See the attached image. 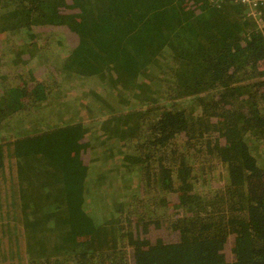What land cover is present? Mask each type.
I'll list each match as a JSON object with an SVG mask.
<instances>
[{
	"label": "trees",
	"instance_id": "16d2710c",
	"mask_svg": "<svg viewBox=\"0 0 264 264\" xmlns=\"http://www.w3.org/2000/svg\"><path fill=\"white\" fill-rule=\"evenodd\" d=\"M82 4L0 0V264H264V26Z\"/></svg>",
	"mask_w": 264,
	"mask_h": 264
},
{
	"label": "rangeland",
	"instance_id": "374dc122",
	"mask_svg": "<svg viewBox=\"0 0 264 264\" xmlns=\"http://www.w3.org/2000/svg\"><path fill=\"white\" fill-rule=\"evenodd\" d=\"M81 2H82V0H62V3L66 4L65 9L68 10L69 13H75V14H77L80 11H83L86 8V5L85 4L81 5ZM174 2H177V0H174ZM51 5H52V2L47 1L44 3V5L41 8V15H42V19H43L44 23L48 24L50 26H69L73 20L71 18H56V16H55L56 11H52L50 9ZM178 22H180V21H178ZM68 190L73 191V192L77 191V189L75 187H69Z\"/></svg>",
	"mask_w": 264,
	"mask_h": 264
},
{
	"label": "built area",
	"instance_id": "2783aa9c",
	"mask_svg": "<svg viewBox=\"0 0 264 264\" xmlns=\"http://www.w3.org/2000/svg\"><path fill=\"white\" fill-rule=\"evenodd\" d=\"M241 3L248 5L250 11L248 15H251L256 19L258 23L262 25L263 17L262 9L264 8V0H239Z\"/></svg>",
	"mask_w": 264,
	"mask_h": 264
},
{
	"label": "clouds",
	"instance_id": "9594fccd",
	"mask_svg": "<svg viewBox=\"0 0 264 264\" xmlns=\"http://www.w3.org/2000/svg\"><path fill=\"white\" fill-rule=\"evenodd\" d=\"M210 2H216V1H218V0H209ZM239 4H241V5H245L244 3H241L240 1H239ZM262 11V10H261ZM262 15H264L263 14V11H262ZM251 18H253V20H254V22L256 23V26L261 30V28H262V26H264V17H263V22H262V25L260 24V23H258L257 21H256V19L254 18V17H252L251 15H249Z\"/></svg>",
	"mask_w": 264,
	"mask_h": 264
}]
</instances>
